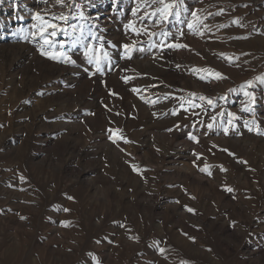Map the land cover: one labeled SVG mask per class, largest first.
Here are the masks:
<instances>
[{
	"label": "rangeland",
	"instance_id": "1",
	"mask_svg": "<svg viewBox=\"0 0 264 264\" xmlns=\"http://www.w3.org/2000/svg\"><path fill=\"white\" fill-rule=\"evenodd\" d=\"M164 3L0 0V264H264V0Z\"/></svg>",
	"mask_w": 264,
	"mask_h": 264
},
{
	"label": "snow or ice",
	"instance_id": "2",
	"mask_svg": "<svg viewBox=\"0 0 264 264\" xmlns=\"http://www.w3.org/2000/svg\"><path fill=\"white\" fill-rule=\"evenodd\" d=\"M161 3H164V0H161ZM180 3H182V0H180ZM180 3H164L163 8L160 10V15L163 17V19L167 20L169 17H171L173 15H176L175 9L180 6ZM193 15H195V13H193ZM36 19L38 21L43 19L41 17L40 13L36 14ZM61 19L64 20L66 18L61 17ZM189 27L191 28L192 25L190 24ZM57 28H58V25L55 24V23H47V24L42 25L39 28V37H40V39L43 40V45L40 48L41 55L47 56L49 59H53V60L62 59L64 63H69V62L74 63V61H71V58L68 57L63 51H59V52L55 51L54 50V46L52 44V41L45 36V32L48 29H52L53 31L50 33V35L51 36H55ZM59 31L66 32V29L60 28ZM149 34L151 35V33H149ZM33 35H35V34H33ZM137 35H139V32H137ZM44 45H47L48 48L45 49ZM60 47L63 48L64 45H61ZM169 47H172V48H186L187 46L186 45H182V44H174V45H169ZM124 49H125V54L126 55L131 51L130 46L127 45V44L124 45ZM89 51H91V49ZM105 55H107V54L105 53ZM89 63H95L97 71H100V58L99 57H89ZM133 91H137V89H133ZM245 95H248V93H245ZM209 103H211V101H209ZM193 107H196V105H193ZM215 119L216 118L213 117V120H215ZM227 123H228L229 127L233 126L231 120H229ZM212 127H213L212 124L208 125V128H212ZM229 127H224V133L225 134H227L229 132ZM192 139H195V137H192ZM224 151L228 152L227 149H224ZM228 154L229 155H233L231 152H229ZM225 171H226V169H225ZM209 174H211V173H209ZM21 180H23V177H21ZM227 191L231 192L232 189L229 188V189H227ZM69 199H72V198L69 197ZM65 211H69V210L65 209ZM188 211L191 212L193 210L192 209H188ZM65 226H67V224Z\"/></svg>",
	"mask_w": 264,
	"mask_h": 264
}]
</instances>
